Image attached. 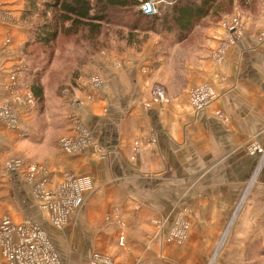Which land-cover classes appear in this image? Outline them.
Segmentation results:
<instances>
[{
    "label": "crops",
    "instance_id": "1",
    "mask_svg": "<svg viewBox=\"0 0 264 264\" xmlns=\"http://www.w3.org/2000/svg\"><path fill=\"white\" fill-rule=\"evenodd\" d=\"M0 1L2 102L10 71L28 86L21 48L29 28L20 19L23 0ZM254 2L252 8L233 0L224 17L237 16L241 33L219 61L212 52L225 44L224 17L210 15L180 40L156 33L139 49L90 55L68 90L79 97L91 91L78 114L99 152L60 149L58 138L71 132L70 107L65 96L51 104L45 86L42 106L20 109L17 129L0 119V216L41 218L29 184L5 170L7 160L20 158L47 164L51 182L65 171L89 182L84 201L54 239L59 250L65 243L73 250L66 264H88L93 252L110 256L112 264H206L235 215L215 264L264 259V167L254 178L264 166V0ZM93 75L100 86L86 88ZM155 83L168 101H152ZM203 85L214 97L198 108L191 91ZM177 220L186 225L181 241L171 238L181 227Z\"/></svg>",
    "mask_w": 264,
    "mask_h": 264
},
{
    "label": "built area",
    "instance_id": "2",
    "mask_svg": "<svg viewBox=\"0 0 264 264\" xmlns=\"http://www.w3.org/2000/svg\"><path fill=\"white\" fill-rule=\"evenodd\" d=\"M168 2V0H144L138 8L144 14L154 15L158 13L161 4ZM221 26L225 29L227 37L225 44L218 46L212 52V58L216 61L221 59L226 44L238 38L241 33V23L237 16L224 17ZM17 75L16 70L9 72L4 84L7 97L0 102V119L8 127L16 129L19 126L20 109L29 110L35 106L33 93L29 88L19 85ZM101 82L98 76H89L86 88H97ZM82 92L81 97L67 88L63 93L70 107L67 118L70 120L71 132L61 135L57 144L61 150L70 154L80 152L89 146H93L98 152L100 150L94 142L93 133L84 126L78 114V109L92 97L90 90L83 89ZM150 95L152 101L156 103L168 101L166 90L159 83L151 86ZM213 97L214 93L204 85L195 87L191 91V101L198 108L205 106ZM5 170L8 174L19 175L29 184L36 207L45 215L46 220L58 229L68 224L72 213L82 204L85 193L90 190L86 178L71 171L63 172L58 180L51 182L50 169L45 163L26 165L20 158H11L7 160ZM180 225V220H177L176 226ZM185 235L186 225L182 224L181 227H175L171 238L181 241ZM122 240L123 236H120L119 243H122ZM0 252L4 264H63L45 229L31 217L14 221L7 215L0 216ZM112 263L110 256L99 252H93L88 261V264Z\"/></svg>",
    "mask_w": 264,
    "mask_h": 264
},
{
    "label": "trees",
    "instance_id": "3",
    "mask_svg": "<svg viewBox=\"0 0 264 264\" xmlns=\"http://www.w3.org/2000/svg\"><path fill=\"white\" fill-rule=\"evenodd\" d=\"M142 1L144 0H23L20 19L24 24H30L27 25L30 33L21 51L26 61L24 73L29 77L27 85L34 95L35 103L42 106L44 101L46 81L42 72L50 68V62L58 52L54 50V44L61 34L73 36L78 31L85 30L84 38L93 42L100 38L98 36L102 28L119 23L116 24L119 27V46L110 47L96 41L99 44L90 51L81 52V61L71 73V82L74 83V78L86 59L100 50H121L124 46L139 49L149 31H156L165 38L174 36L180 40L201 18L210 15L213 20H218L223 12L228 11L224 9L226 6L231 10L233 8V0H168L167 4L160 5L157 14L147 15L138 8ZM250 2L254 0H237L239 5ZM34 45L41 49L40 52L31 50ZM48 49L51 51L48 52ZM66 87L69 89L71 85H58L59 89ZM59 89L57 95L60 96Z\"/></svg>",
    "mask_w": 264,
    "mask_h": 264
},
{
    "label": "rangeland",
    "instance_id": "4",
    "mask_svg": "<svg viewBox=\"0 0 264 264\" xmlns=\"http://www.w3.org/2000/svg\"><path fill=\"white\" fill-rule=\"evenodd\" d=\"M224 4H223V6H224ZM255 4H256L255 2H250L249 3V5L253 6L252 8H254L256 6ZM1 7H2V3L0 1V8ZM224 9H227L228 11L227 12H223V14L220 16V18L224 17L227 14H230V12H231V9L228 8V6H226V8H224ZM4 14H6V12ZM32 19H35V17H32ZM31 22H33V21H31ZM114 24H113V26H110V24H109L108 27L105 26L104 28H102L101 29V33L99 34L100 36H98V38L100 37L101 39L100 38L96 39V41H100L101 43H103L105 45H110V47L119 46L118 43H119L120 40H118V37L120 35L117 32V29L119 27L116 26V24H119V23H114ZM24 25H26V24H24ZM123 30H126V29H123ZM29 33H30V31H29ZM84 33H86L85 30L84 31H80V32L78 31V33L76 35H73V36L72 35L71 36H65V35L61 34L57 38V42L54 44V50H56L58 52L56 53L54 58L51 60L52 62L49 61L51 63L50 66H49L50 68L47 69L46 71L42 72V76H43V78L46 81L45 88H46L47 91H45V93L47 95V99L49 101H51V104L53 102L54 103L55 102L58 103L59 100H62L65 88L59 89L58 85H60V84L63 85L65 83L66 84H68V83L70 84L71 83V73L73 72L74 67L78 66L79 62L81 61L80 57H79L80 53L81 52L83 53L84 51H87V50L90 51L93 46H96V45L99 44V43H95L96 41L91 42L90 40H88L89 38L88 39L84 38ZM156 33H158V32H156V31L147 32L148 35H146L147 38H146L145 41H147L150 37H155L154 34H156ZM144 43H142V45ZM34 47H35V45L31 47V50L33 52H37V51L40 52V50H41L40 48H38V47L34 48ZM50 49H48L47 51L48 52L51 51ZM39 63H38L37 66H39ZM18 82H19V79H18ZM60 82H62V83H60ZM71 84L73 85V83H71ZM19 85L21 87L28 88V86H25V85H23L20 82H19ZM58 89L60 90V96L57 95ZM49 109L52 110L53 108L50 107ZM55 110H57L56 107H54V111ZM262 158L264 159V153L261 155V159ZM263 167L264 166H262L260 168V170L257 171L258 173H256L255 176H254L255 179L259 178L262 175ZM254 172H253V174H254ZM244 199H245V197H244ZM243 201L244 200L242 198H241V200L238 199L237 206H240L241 203H243ZM39 213H40V216H41L42 219L39 218L38 220L37 219L35 220V218H33V217H32V219L35 220V221H38L40 224L42 223V227L45 229V231L47 233V236L49 237L50 241L53 244V247L56 250V253L59 254L58 256H60L59 258H60L61 262L63 264H66V262L63 260L65 258V260L69 259V263H70V258H71L70 257V253H72L73 250L69 249V244L68 243H65V246L62 247L60 250L57 248V246L55 244L56 242H55L54 239L58 238V231H59L58 228H55L53 225H51L46 220L45 215L41 211ZM236 214H238L237 211H236ZM28 216H30V215H28ZM235 217H236V215L235 216H231V218L227 220L226 226H225V228H224V230H223V232H222V234H221V236H220V238L218 240V243L215 244L216 246H215L214 250L212 251L211 256L206 260V262H205L206 264H215L216 259L219 257V254L221 252V248L224 246L227 238L229 237V233L231 231V228L233 227L232 225H234V223H235V220H236ZM14 221H17V220H14ZM251 254L253 256H255V255L258 254V251H252ZM79 263H80V260L78 261V264ZM248 264H264V259L258 257L257 259L250 260V262Z\"/></svg>",
    "mask_w": 264,
    "mask_h": 264
},
{
    "label": "bare ground",
    "instance_id": "5",
    "mask_svg": "<svg viewBox=\"0 0 264 264\" xmlns=\"http://www.w3.org/2000/svg\"><path fill=\"white\" fill-rule=\"evenodd\" d=\"M258 168H259V167H258ZM257 170H258V169H257ZM257 170H256V172H257ZM256 172H255V173H256Z\"/></svg>",
    "mask_w": 264,
    "mask_h": 264
}]
</instances>
